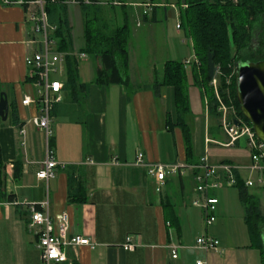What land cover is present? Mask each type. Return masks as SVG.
Returning a JSON list of instances; mask_svg holds the SVG:
<instances>
[{"label":"crops","instance_id":"1","mask_svg":"<svg viewBox=\"0 0 264 264\" xmlns=\"http://www.w3.org/2000/svg\"><path fill=\"white\" fill-rule=\"evenodd\" d=\"M83 1L93 6L92 13L78 5L67 9L73 51L82 53L86 47L89 19L100 18L112 29L127 23L128 62L121 73L125 82L99 85L97 73L104 69L101 59L88 56L79 61V81L88 85L87 93L76 102L64 89L63 101L52 112V136L47 140L45 132L32 123L40 115L39 107L22 104L26 97H38L26 58L39 45L32 43L35 38L26 8L5 6L0 0V96L6 95L9 103L7 120L0 117L5 182L11 163L20 169L18 179L14 175L13 181L5 183L6 194L14 201L0 202V264H42L36 237L28 230L29 213L24 204L47 200L53 218L68 214L69 235L84 236L96 244L94 249L68 251L69 260L64 264H195L197 260L262 264L260 251L251 246L244 208L236 224L226 216L233 187L213 191L219 199L217 221L208 229L202 211L193 206L195 172L189 167L205 156L213 165L237 167L244 183L259 175L248 169L252 160L247 141L226 146L227 137L210 117L207 100L194 84L197 59L192 38L184 33L180 42L183 26L178 34L171 27L173 16L182 19L186 8L173 11L178 3L186 4L185 0ZM136 47L144 51L135 53ZM170 61L182 62L187 72L191 115L183 118L192 136L191 153L179 123L175 88L165 86L156 94V77H162ZM48 149L64 167L59 166L56 177L46 182L39 180L38 173ZM139 152L148 164L178 165L181 173L168 174L162 192L157 193V181L149 169L135 165ZM239 230L248 240L243 238V247L227 249L228 232L238 236ZM189 234L192 239L185 245L183 239ZM203 235L220 242L218 253L197 249V239ZM128 236L134 238V251L123 248ZM173 245L180 246L176 259L170 250Z\"/></svg>","mask_w":264,"mask_h":264},{"label":"trees","instance_id":"2","mask_svg":"<svg viewBox=\"0 0 264 264\" xmlns=\"http://www.w3.org/2000/svg\"><path fill=\"white\" fill-rule=\"evenodd\" d=\"M22 1L28 3L37 0ZM42 1L45 3L49 23L55 27L52 39L57 44V50L68 54L74 53L67 17L68 6L52 3L51 0ZM79 1L81 7L91 10L92 13L93 6L84 3L83 0ZM185 3L188 8L184 9L181 18L187 19L197 59L192 76L194 84L199 87L207 100L210 117L217 120V128L221 129L219 103L214 94L212 81L219 77L222 86L225 85L222 77L228 78L232 75L229 94L239 117L251 126L241 113L237 100L235 68L238 63L264 61V0H185ZM129 33L127 23L122 28L112 29L100 18L88 20L85 30L86 47L82 53L101 59L104 69L97 73L96 82L99 85L125 82L121 73L122 69L127 67L126 45L129 41ZM78 66L79 61L76 58L72 56L66 58L64 89L76 102L83 99L88 88V85L81 84L79 81ZM165 86L174 87L176 90L179 123L183 127L187 151L191 153L192 136L183 118L191 115V109L188 77L182 62L170 61L165 64L162 77H156V94H159V90ZM219 93L227 101L226 89L220 88ZM3 169L0 149V202H13L14 197L6 194ZM14 175L15 179L20 177V169L17 166H15ZM235 188L238 189L239 199L244 208L251 246L260 251L262 264H264V188L261 193H250L243 179L239 177Z\"/></svg>","mask_w":264,"mask_h":264},{"label":"built area","instance_id":"3","mask_svg":"<svg viewBox=\"0 0 264 264\" xmlns=\"http://www.w3.org/2000/svg\"><path fill=\"white\" fill-rule=\"evenodd\" d=\"M52 3H62L66 6L81 5L79 0H51ZM88 4V1H83ZM3 5H22L26 8L27 23L31 27L34 36L32 43H38L39 47L34 53L26 58V66L29 70L30 79L36 88L37 99L33 100L26 97L22 104L30 106L36 104L39 107L40 115L32 119V123L40 130L44 131L47 140L52 136L51 122L52 112L56 105L63 101L65 88V60L68 56L76 58L78 61L86 60L85 53H63L57 50V44L52 39L55 27L50 25L45 3L42 0L34 2H24L22 0H2ZM150 8L151 5H146ZM147 11L145 12V14ZM189 63V62H188ZM220 74V71H218ZM230 75L227 84L231 83ZM218 100V112L221 115V130L228 139L226 146H234L236 142L245 139L250 150L252 160L248 168L252 174H258V179H248L245 187L254 188L256 185H264V143L260 141L252 128L237 113L236 106L228 92L227 101L219 95L217 91L218 78L212 81ZM238 120L239 125L235 124ZM24 134V132H22ZM135 165L147 167L149 173L157 181L156 191L162 192V188L168 174L174 175L181 173L182 167L178 165H150L146 162L142 152L137 155ZM64 165L57 162L52 150H47L46 160L43 169L38 173L41 181L49 182L56 177L57 168ZM195 172L196 194L197 197L193 206L202 211L203 223L206 229L213 226L217 221V207L219 199L212 195L213 191L224 187H235L238 183L237 167L230 164L213 165L207 156L203 157L197 165L189 167ZM15 164L11 163L6 174V182L14 180ZM28 213V230L32 232L37 240V248L40 251L42 264H64L69 260L68 251L76 250L80 247L94 249L96 244L84 236L69 235V216L63 213L53 218L50 213L49 201L40 204L25 203ZM197 249L205 253H218L220 242L209 236L203 235L197 239ZM133 236H128L124 245V250H135ZM180 246H170L172 258H178ZM195 264H208L205 260H197Z\"/></svg>","mask_w":264,"mask_h":264},{"label":"water","instance_id":"4","mask_svg":"<svg viewBox=\"0 0 264 264\" xmlns=\"http://www.w3.org/2000/svg\"><path fill=\"white\" fill-rule=\"evenodd\" d=\"M236 94L243 116L251 124L256 137L264 143V61L238 63L235 68ZM6 95L0 100V117L8 118ZM239 125L238 120L234 121Z\"/></svg>","mask_w":264,"mask_h":264},{"label":"rangeland","instance_id":"5","mask_svg":"<svg viewBox=\"0 0 264 264\" xmlns=\"http://www.w3.org/2000/svg\"><path fill=\"white\" fill-rule=\"evenodd\" d=\"M178 8L174 9L173 11V14H175V12H178L179 10L182 11V9L184 8H188V5L187 4H184L182 6H180V4L178 3L177 4ZM183 12V11H182ZM110 22V21H109ZM178 24V26H177ZM113 25V24H112ZM181 26H183V29L182 31H180L179 33V36H178V40H181L183 39V35L184 33H187V35L190 34L189 32V26L187 24V19L186 17L181 19V20H176L175 16L172 17V30L173 32H175L176 34H178V30H180ZM189 42H190V39H189ZM135 53H138V52H141V51H144V49H138L137 47L134 49ZM163 55L160 56V60L162 59ZM89 63L93 64V61L92 60H89L88 61ZM85 63V62H84ZM221 79V78H220ZM219 79L218 77V86H217V91H219L220 88H223L224 90L226 89V93H228V89H229V86H230V83L227 84V79L225 77H222V79L225 81V85H220L221 84V80ZM213 87V85H212ZM213 90H214V94H216V91H215V88L213 87ZM1 95V94H0ZM220 95V93H219ZM221 97V95H220ZM1 98V96H0ZM264 188V185L263 186H259V185H256L254 188H251L249 189L250 193H260L259 190H263ZM230 197L228 199V205H229V213L228 215H226L230 220H232V223H235V221L238 220V215L240 212H243V205L241 204V202L239 201V198H238V189L233 187L231 190H230ZM263 198V197H262ZM223 217L220 218V220H222ZM243 231L239 230L237 232V235L238 236H235L234 232H231L229 231L228 232V236L226 238V245H227V249L229 250H232V249H236L238 247H243V245L245 244V241L243 240L244 239H247V235L245 233V235L242 233ZM187 240L183 239V243L186 245L187 243L190 242V239H192V234H189L188 238H186ZM194 239V238H193ZM232 248V249H231ZM218 256V255H216Z\"/></svg>","mask_w":264,"mask_h":264}]
</instances>
